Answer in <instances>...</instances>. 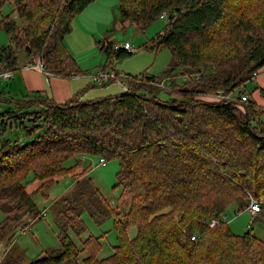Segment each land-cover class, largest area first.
I'll return each instance as SVG.
<instances>
[{
	"label": "trees",
	"instance_id": "obj_1",
	"mask_svg": "<svg viewBox=\"0 0 264 264\" xmlns=\"http://www.w3.org/2000/svg\"><path fill=\"white\" fill-rule=\"evenodd\" d=\"M94 1L0 0V9L12 2L18 19L0 20V32L9 37L0 47V73L17 71L18 55L24 53L32 61L41 58L50 76L85 75L63 39L73 19ZM117 1L120 19L140 32L168 12L165 29L144 47L167 48L173 58L169 72L179 70L188 80L181 86L171 81L173 93L165 101L155 93L157 79L146 75H126L125 92L118 95L83 101L87 87L61 104L43 101V111L32 117L42 118V127L34 122L24 128L30 142H0L5 217L0 231L17 227L25 214L44 217L32 197L48 198L56 177L78 181L91 170L84 167L85 158H102L118 162L112 190H121L119 207L94 193L100 208L92 207L91 217L97 225L113 219L112 254L99 258L102 237L88 236L77 247L68 231L86 234L80 197L62 198L56 223L62 252L46 256L43 251L28 264H64L83 254L81 264H264V241L250 230L235 235L221 219L233 204L237 215L251 200H264V90H259L262 102L253 97L257 88L245 90L264 72V0ZM97 43L105 55L103 71L114 69L113 59L131 55ZM238 88L229 103L213 97L219 91L233 95ZM35 114L0 113V135L11 128L10 119ZM71 160L75 164L65 167ZM33 180L41 184L30 195L26 186ZM214 218L219 224L212 229L200 224Z\"/></svg>",
	"mask_w": 264,
	"mask_h": 264
},
{
	"label": "rangeland",
	"instance_id": "obj_2",
	"mask_svg": "<svg viewBox=\"0 0 264 264\" xmlns=\"http://www.w3.org/2000/svg\"><path fill=\"white\" fill-rule=\"evenodd\" d=\"M12 10V2L5 3L0 9V20L9 15L11 21L18 23L17 16L12 13ZM94 13H96L97 18L100 17V14L106 16V19H104L106 23L103 27L98 26V32L93 31V23L87 19V22H83L80 27L77 26V29L71 24V32L63 39L66 50L79 69L85 72V75L77 78L83 83L81 89L88 87L81 94V100L93 101L125 92L119 82L113 81L96 85L87 78L88 74L97 73L104 66L105 55L97 42H102L105 46L109 44L112 47L121 46L126 42L129 43L133 53L123 59H113L114 67L117 71L132 77L140 75L154 76L158 81L154 85L158 87L155 88V93L162 101L169 99L170 93H173L170 91L169 84L171 81L176 86H181L188 80V77L180 75L179 70L169 72L168 67L172 64L173 58L167 48H160L155 51L144 47L165 29L168 22L167 18L155 21L143 32H140L130 20L120 19L117 0L97 1V4L93 5L90 11H87L88 16ZM228 14H230L229 18L234 17L235 11L230 9ZM7 43H9L8 35L5 32H0V47ZM22 58H24V53H19L18 63L20 68L23 63ZM20 78L21 74L19 71H14L12 79L0 77V94L3 93V96L0 97V113L12 112V109L13 111L16 110L15 103H7L2 101V98L9 96L16 100H21V97H19L21 92V87L19 86L21 84ZM161 83L165 85L163 88L160 86ZM254 86L255 82H248L245 84V90L251 92ZM233 95L236 96L237 93ZM23 110L30 114L36 112V114L35 116H24L23 119H10L8 122L11 128L8 127L7 131L0 135V142L9 140L12 144L17 141V144L24 145L31 141V138L25 136L24 128L30 129L34 122L35 125L42 127V118L32 119V117L38 115L37 112L43 111L42 107L33 106ZM261 121L264 122V112L261 114ZM40 130L41 128H39ZM98 160L91 157L85 158L84 167L90 165L91 170L78 181L70 176L56 177V183L48 198H42L40 195L32 197L37 211L44 214V217L36 218L32 213L25 214L17 227L0 231V264H28L43 251L46 256H57L62 252L56 227L58 220L57 202L62 198L73 199L80 197L82 206L81 218L87 227L86 234L76 237L72 232L68 231L69 237L77 247H80L88 236H93L94 238L102 237L100 241L102 250L99 258H105L112 254V248L117 245L113 219L108 218L100 225H97L92 219L91 213L93 211L92 207L100 208L96 201L97 195L94 193L105 197L112 208L119 207L121 190H112V187L117 183L115 175L119 171V166L116 160H112L108 161L105 167H102L98 165ZM74 164L75 161L71 160L65 164V167H71ZM40 184L39 180H33L28 183L26 186L27 193L32 195ZM137 191H140L139 187H136L135 192ZM237 207V204H233L225 213L224 222L231 232L235 235H243L250 230L253 236L264 241V204L262 205V212L255 216L250 215L247 211H242L236 215L234 212ZM5 208L10 207L5 205ZM4 218V214L0 210V223L3 222ZM135 234L136 231L134 229L128 231V237L131 239ZM84 257L85 254L81 255L76 261L69 260L64 264H81V260Z\"/></svg>",
	"mask_w": 264,
	"mask_h": 264
},
{
	"label": "crops",
	"instance_id": "obj_3",
	"mask_svg": "<svg viewBox=\"0 0 264 264\" xmlns=\"http://www.w3.org/2000/svg\"><path fill=\"white\" fill-rule=\"evenodd\" d=\"M96 0L93 3H91L87 8L78 16H76L73 21L72 25L74 28L77 29V26L80 27L83 22H87V19L93 23V31L98 32V26L103 27V25L106 23L104 19H106V16L104 14H100V17H96V13H94L91 16H88L87 11H90L91 7L93 5L97 4ZM82 17V18H81ZM23 65L25 62L31 59L30 56H26L24 54ZM20 66L18 67L19 73L21 74V78L19 79L20 83L19 86L21 87V92L19 97H21V100H16L12 97L2 98V101H5L7 103H15V113L16 114H24V108H28L30 106H38L43 107V101H51L55 104H61L69 100L71 97H73L76 94H80L83 89H81V86L83 83L81 80L77 79L78 77H70V78H57L48 75L47 73H39L36 71L28 70V71H20ZM101 70V69H100ZM114 72H117L121 75L126 76V74L121 73L114 69L112 70ZM14 75V74H13ZM13 75L11 78H13ZM81 77V76H79ZM255 82V88L258 90L253 93V97L257 100V102H262V99L260 97V89L264 90V72L256 77ZM121 85V84H120ZM124 88L125 91V83L123 81V84L121 85ZM252 90V91H253ZM121 94V93H119ZM118 95V94H117ZM3 96V93L0 94V97ZM113 96V95H110ZM85 101V100H83ZM13 111V109H12ZM73 188V187H72ZM261 213V212H260ZM259 214V213H258ZM40 215H43L40 213ZM251 215V214H250ZM255 216V215H254Z\"/></svg>",
	"mask_w": 264,
	"mask_h": 264
},
{
	"label": "built area",
	"instance_id": "obj_4",
	"mask_svg": "<svg viewBox=\"0 0 264 264\" xmlns=\"http://www.w3.org/2000/svg\"><path fill=\"white\" fill-rule=\"evenodd\" d=\"M168 12H162L160 15V19H164L167 18ZM114 51H125L128 54H132L133 50L132 47L129 43H124L121 46H115L113 47ZM20 71H28V70H32V71H36L39 73H46L44 71V65L42 63L41 58H38L36 61H32V58L30 60H28L27 62H25L21 68L19 69ZM14 74V71L11 70H7L4 72L0 73V77L4 78V79H9L12 77V75ZM87 78L90 79V81L93 84L96 85H102V84H107L113 81L119 82L121 85L123 84V79L126 78V76L121 75L117 72H114L112 70L110 71H103V70H99L97 73L94 74H88ZM160 85V84H159ZM162 88L165 86L163 83H161L160 85ZM168 86V85H167ZM241 88H238L236 90V93L240 92ZM214 99L218 100L219 102H223V103H229L234 99V95H226L223 92L219 91L217 92L214 96ZM247 95L244 94L241 96L240 98V102H246L247 101ZM98 165L105 167L106 166V161L102 158H100L98 160ZM264 204V200L261 201H252L245 209L244 211H247L249 214H251L252 216L260 213L262 211V205ZM41 216H44L41 215ZM221 219L223 221H225V215L221 216ZM200 224L207 227V228H214L219 224V220L218 219H202L200 220ZM195 237H191V240L194 241Z\"/></svg>",
	"mask_w": 264,
	"mask_h": 264
},
{
	"label": "water",
	"instance_id": "obj_5",
	"mask_svg": "<svg viewBox=\"0 0 264 264\" xmlns=\"http://www.w3.org/2000/svg\"><path fill=\"white\" fill-rule=\"evenodd\" d=\"M171 16L168 17V19L170 20ZM173 102H175V100H173ZM248 233V232H247Z\"/></svg>",
	"mask_w": 264,
	"mask_h": 264
}]
</instances>
